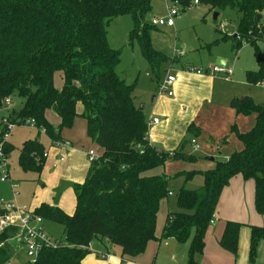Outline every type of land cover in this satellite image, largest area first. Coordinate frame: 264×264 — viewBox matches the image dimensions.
Masks as SVG:
<instances>
[{
	"label": "trees",
	"instance_id": "obj_1",
	"mask_svg": "<svg viewBox=\"0 0 264 264\" xmlns=\"http://www.w3.org/2000/svg\"><path fill=\"white\" fill-rule=\"evenodd\" d=\"M169 1L181 10L195 4L194 0ZM198 3L218 15L225 10L233 13L234 29L223 39H231L233 50L242 42L253 47L259 68L247 71L246 81H262L263 61L257 44L264 43V0ZM150 11V0H0V106L7 97L20 99L19 107L7 112L8 119L16 124L32 119L51 142H59L61 129L70 127L80 115L86 121L87 136L99 151L97 158L89 161L83 181L71 186V213L46 202L32 209L33 214L63 229L59 245L43 246L27 264H82L93 241L119 248L122 258L137 256L149 240L156 239L160 202L173 193L171 180L177 177H183V184L174 192L176 208L167 211L159 238L189 241L185 264H197L195 256L202 253L220 193L234 175L253 180L254 209L264 216V102L256 103L248 95L229 101L236 114L254 115L252 127L245 132H238L235 124L230 126L241 143L240 149L227 158H214L209 169L148 174L169 160L192 164L200 160L187 149L191 138L200 133L194 123L187 126L172 151L150 144L147 118L134 101L133 86L117 71L121 50L109 44L107 27L126 13L132 17L129 40H136L152 69L158 74L160 65L168 60L152 46L151 31L156 26L147 19ZM220 25L216 23V29ZM55 71L62 72L60 88L53 84ZM77 105H81L80 113ZM47 110L59 117L57 126L48 121ZM225 141L226 136L220 139V143ZM2 149L8 155L13 146L6 141ZM43 154L39 140H25L18 148V165L22 171L39 174ZM196 175L202 177V184L187 188L185 183ZM241 225L226 221L219 240L234 254ZM249 228L248 254L252 261L258 242L264 239V226ZM8 237L7 232H0V264L10 258Z\"/></svg>",
	"mask_w": 264,
	"mask_h": 264
},
{
	"label": "crops",
	"instance_id": "obj_2",
	"mask_svg": "<svg viewBox=\"0 0 264 264\" xmlns=\"http://www.w3.org/2000/svg\"><path fill=\"white\" fill-rule=\"evenodd\" d=\"M167 27L170 28L172 26ZM233 27L232 29H234ZM221 54L218 52L214 55L218 64L209 57L206 64L202 65V68L190 62H180L178 57L175 58L176 61L171 62L166 69V74L169 73L175 76L171 96L163 92H157L160 80L156 79L157 88L155 87L154 89L155 94L151 98L147 114V138L150 144L165 151H172L178 146L190 123L201 126V132L199 131V136L195 138L197 143L201 144L198 143L197 149L199 150L198 157H200V160L194 164L188 163L187 165L185 164L186 162L179 161L181 166L171 173L172 175L179 170H205L212 168L214 158H227L233 151L241 148V143L236 135L230 132V126L235 124L238 132H245L254 123L253 114H236L229 106L230 99L241 95V88L243 85L249 84V82L246 80L245 82L243 79H238L237 83L236 81L229 82L228 79L224 78L223 74L215 75L211 72L213 65H222L231 69L232 72L229 79L231 75H234L236 68L228 66L229 62L223 59L224 55ZM196 70L199 71L197 72ZM218 83H221L222 86L219 88L218 93L215 94ZM78 109L80 113L81 105H77ZM50 111H46V117L53 126H57L59 117L53 111ZM3 113L1 112V114ZM51 117L54 118V121L51 120ZM153 118H157L158 121L152 123L151 120ZM224 136H226V141L220 143V139ZM61 139L59 142L64 145H52V147H49L53 151L51 156H49L48 151L44 152L47 154L45 157L47 158L46 167L53 168V172L60 171L59 174L62 173V178L65 180L63 184L54 189L52 202L47 203H55L65 212L71 213L74 209V193L71 186L74 183L83 181L89 161L86 150L74 148L73 144L63 136H61ZM7 142L11 144L9 141ZM92 144L94 143L92 142ZM229 146V153L221 155L222 148L224 147L225 149L227 147L225 149L227 151ZM89 148L94 149L91 146ZM216 149L218 152L215 151ZM214 152H217V155L208 156ZM174 181H179L182 185L183 177H177L172 180V182ZM201 184L202 177L196 175L185 183V186L188 185V187L186 186L187 188L193 189ZM64 190L72 192V207L64 208L59 203L60 196ZM172 194L160 202L156 215V239L149 240L142 253L132 258H122L119 248L110 247L105 241H93L89 247L90 252L83 258L82 264H185L189 241L179 243L170 237L159 238L165 223V213L176 208L175 199H170ZM253 201V180L244 179L240 174L231 177L220 193L214 212L215 221L207 228L202 253L195 256L197 264H264V239L258 242L254 259L252 261L249 260V225L264 226V216L256 213ZM41 202L43 201H39L29 208L33 209ZM7 205L9 207L13 206L12 202H7ZM228 220L242 223L238 232L235 254L224 249L219 243L224 224ZM7 239L10 250L13 243L21 247L11 236Z\"/></svg>",
	"mask_w": 264,
	"mask_h": 264
},
{
	"label": "rangeland",
	"instance_id": "obj_3",
	"mask_svg": "<svg viewBox=\"0 0 264 264\" xmlns=\"http://www.w3.org/2000/svg\"><path fill=\"white\" fill-rule=\"evenodd\" d=\"M150 5L151 11L147 15L148 20L151 17H166L171 6L175 7L179 12V15L173 18L174 26L170 28L167 26H156L151 31L153 48L168 58L160 65L158 74L142 56L136 40L132 42L129 40L132 29V17L129 13L119 15L107 27L109 44L121 50V60L117 71L126 83L133 86L132 95L134 101L141 106L146 118L151 98L155 94L156 79L158 78L161 81L166 76V69L171 64L172 58L178 57L180 62H190L202 68V65L206 64L209 57L211 60H216V57H214L215 53H222L221 55H224L223 59L229 62L228 66L236 68L234 75H231L228 81H236V83L238 79L246 80L245 73L247 71L258 70L259 67L254 56L253 47L250 44L242 42L237 50H233L231 48V39H223L224 35H229L233 31V13L231 11L225 10L219 13L215 21L212 18L213 11H208L206 6L199 3L193 4L184 10H181L177 5L171 4L169 0H150ZM220 22L219 31L216 29V23ZM257 45L263 61L262 76L264 79V43L258 42ZM61 76V71L53 73V84L56 88H60L62 85ZM221 86L222 84L218 83L215 94L218 93ZM171 90L173 91L172 88ZM240 91H242L240 92L241 95L250 96L256 103L264 102V88L261 86L260 81L246 84V86L243 85ZM11 100L14 102L12 108L19 107L20 99L17 96L12 97ZM78 111L79 109L77 113H79ZM51 120L54 121V118L51 117ZM197 125L200 127L201 132V126ZM60 135L70 141L74 148L88 151L91 146L95 151L97 150V146L92 144L87 136L86 121L80 115L74 118L70 127L62 128ZM35 139L42 143L44 152L48 151L49 156L53 154V151L49 149V147H52L50 139L34 125L16 124L8 134L7 141L13 146L12 151L7 156L9 178L6 181H0V199L6 203L12 202L14 206L29 208L39 201L52 202L54 189L65 182L64 178H62V173L59 174L60 171L53 172V168L46 167L47 158L44 159V166L39 174L22 171L19 167L17 161L18 148L25 140ZM187 149L190 153L198 156L199 150L197 148L193 150L187 147ZM225 149L224 147L222 148L221 155L229 153L230 146L227 151ZM217 152L208 156H215ZM220 158L223 159V157ZM185 164L187 165L188 163ZM180 166L181 162L169 160L163 167H156L150 170L148 174H161L164 172L166 175H172L171 173L179 169ZM11 184H14V187ZM180 185L181 182L179 181L172 182L173 194L170 198L171 200L174 199V192ZM186 186L188 187V185ZM59 203L64 208L72 207V192L64 190L60 196ZM41 226L51 239H61L62 225L42 218ZM27 263L28 256L23 247H18L13 243L10 250V258L5 264Z\"/></svg>",
	"mask_w": 264,
	"mask_h": 264
},
{
	"label": "built area",
	"instance_id": "obj_4",
	"mask_svg": "<svg viewBox=\"0 0 264 264\" xmlns=\"http://www.w3.org/2000/svg\"><path fill=\"white\" fill-rule=\"evenodd\" d=\"M197 3V0H194ZM264 14V9L262 11ZM179 12L175 7H170L166 17H151L150 23L155 26H173V18L178 16ZM197 72L199 70H196ZM211 72L215 75L223 74L225 79H228L231 74V69L222 65H213ZM175 81V76L172 74H166V76L158 84V91L171 96L173 91L172 85ZM261 86L264 88V79L260 81ZM14 102L10 98H5L3 104L0 106V112L4 114L0 115V181H6L9 178L7 156L3 149L2 144L7 141L10 130L16 125L8 119L7 112L13 107ZM157 118L151 120L152 123H156ZM25 124L35 125L32 119H28ZM38 130H42L41 127L36 126ZM52 145H64L60 142H51ZM189 147L193 150L198 149V143L195 138H191ZM47 156L46 153L43 154ZM98 153L94 149L87 151L88 161H93L97 158ZM14 187V184H11ZM215 221L214 215L210 220V224ZM42 218L33 214L32 209L25 206H11L9 207L6 202L0 199V232H7L8 236H11L16 242L23 247L26 255L28 256V262H32L35 259L36 254L43 246H57L59 240H53L43 230L41 226ZM104 256V255H103Z\"/></svg>",
	"mask_w": 264,
	"mask_h": 264
},
{
	"label": "water",
	"instance_id": "obj_5",
	"mask_svg": "<svg viewBox=\"0 0 264 264\" xmlns=\"http://www.w3.org/2000/svg\"><path fill=\"white\" fill-rule=\"evenodd\" d=\"M217 16H218V12L214 11V12L212 13V18H213V20H215V19L217 18ZM259 17H260V15H258V18H259ZM215 63L218 64V61L215 60Z\"/></svg>",
	"mask_w": 264,
	"mask_h": 264
}]
</instances>
